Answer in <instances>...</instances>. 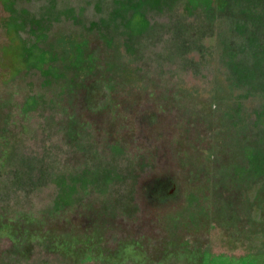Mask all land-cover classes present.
<instances>
[{
	"label": "rangeland",
	"instance_id": "1",
	"mask_svg": "<svg viewBox=\"0 0 264 264\" xmlns=\"http://www.w3.org/2000/svg\"><path fill=\"white\" fill-rule=\"evenodd\" d=\"M201 1L0 0V264H200L197 254L187 255L190 249L175 240L190 232L197 236L201 201L212 204L211 194H220L211 190L214 178H254L255 187L264 179V0H220L218 11L180 15ZM84 29L100 34L88 38L91 56L99 40L106 41L101 48L109 63L97 74L106 78L110 71L130 81L115 84L116 101L132 104L118 103L120 110H103L96 119L78 112L79 85L69 83V62ZM138 102L145 111L156 105L167 118L154 132L179 134L170 143L174 169L194 195L192 207L164 217L166 225L154 218L142 231L135 208L125 211L129 179L148 165L140 163L141 146L131 137L139 129ZM114 136L118 145L110 140ZM224 190H231L229 184ZM203 214L207 224L216 219L211 210ZM52 216L74 228L84 225L77 230L82 235L89 228L84 216L108 221L110 254L96 251L88 259L91 253L54 245V236L44 232V219ZM7 220L13 224L1 225ZM186 220L190 231L181 226ZM74 228L64 224L57 230L67 234ZM129 237L146 244H135L133 251L134 241L122 242ZM121 243L125 248L119 251Z\"/></svg>",
	"mask_w": 264,
	"mask_h": 264
},
{
	"label": "flooded vegetation",
	"instance_id": "2",
	"mask_svg": "<svg viewBox=\"0 0 264 264\" xmlns=\"http://www.w3.org/2000/svg\"><path fill=\"white\" fill-rule=\"evenodd\" d=\"M91 89L85 92L86 96L82 99V103L86 107L87 118L96 115V113L111 103L108 99L107 101L109 102L105 106L95 111L92 107ZM140 91V94L144 91L143 87ZM122 103L132 104L128 101H121ZM138 103L134 118L139 123V129L135 130L131 137L137 142V146H141V148H138L140 163L145 162L148 165L139 167L137 171L135 170L132 173V178L129 179V184L133 185V202L137 208L134 213L136 215L138 213V216L141 217V221L136 226L141 228L139 231H142L145 226L147 228L152 227L154 218L162 224L165 223L164 217L170 212L175 213L177 208L192 207L190 197L194 195L191 193L192 187L188 186V189H184L185 186L180 181L177 171L174 170V167L170 168V162L174 161L172 153H170V129L166 130V128H163L162 131L156 130L155 132L153 130L154 126L167 118L157 110L154 104L148 105L151 107V113L146 116L147 114L143 109L144 102ZM169 124L166 122L165 126ZM176 136H179V134L173 135L172 138L174 139ZM110 140L113 145L120 143V137L114 136ZM226 160V157H224L217 167L222 168ZM247 168H249V164H247ZM214 179L216 186L211 188V190L215 192L219 190L220 194H211V200L215 201L212 204L204 198L205 194H201L202 198H204V202L200 200L201 205H199V208L203 207L201 211L202 219L201 223L195 226L196 232L193 231L197 236H193L192 232H190L187 238L185 237L179 241L175 240V243L180 246L185 243L186 248L190 249L186 254L189 256L197 254L199 259L197 262H200V264H203L201 261L205 259L204 264H207V260L215 264L218 263L214 262L216 260L229 264H264V179L257 187L254 186V178L250 179L249 177L244 179L231 177L229 179L230 183L226 182L227 180L222 177H218V175ZM170 180L172 181L171 184ZM226 184L231 187L229 192L227 190L223 191ZM205 191H207L206 188ZM195 196L199 198L197 195ZM170 202H172V205H170ZM224 206L226 207L225 212L223 211ZM206 210H211L212 214L216 216V219L209 221L208 224L205 223L206 218L203 214ZM73 211L75 210L72 208L67 215H70ZM84 222L89 224V228L82 233L91 236L94 231L95 234L91 237H94L95 242L97 241L103 246L102 253L110 254L109 249L110 245H112V240L108 241L106 239L108 228L105 226H93L92 220L86 216H84ZM78 226L76 233L74 232L75 236L81 234L78 233V228L85 229L84 225ZM181 226L187 231L192 230L188 220L184 224L182 223ZM207 229H209V233H206ZM135 232L137 231L135 230ZM210 233L214 234V241L211 240L212 237L208 236ZM113 237V239H116V235ZM126 239L123 242L124 244L127 242L132 243V241H134L133 246L139 244L143 247V244H146L136 238L129 237ZM136 246L138 245H135L134 248L137 249L138 247ZM93 257L91 255L88 259Z\"/></svg>",
	"mask_w": 264,
	"mask_h": 264
},
{
	"label": "trees",
	"instance_id": "3",
	"mask_svg": "<svg viewBox=\"0 0 264 264\" xmlns=\"http://www.w3.org/2000/svg\"><path fill=\"white\" fill-rule=\"evenodd\" d=\"M219 1L220 0H203V1H201L202 4H200L199 6H194V5H196L195 3L198 2V1H195V2H193L194 5H191L189 3L192 6L191 9L186 11L185 7H183V11H179V13H180V15H183L185 18H188V19H190L193 16L195 17L197 12L199 13V15H202V14L205 15V13L206 12L208 13V11L220 10V7L218 6ZM225 1L226 0H222L221 3L225 4ZM183 2H184V0H183ZM258 2H259V0H258ZM186 3H187V1H186ZM199 3L200 2H198L197 4H199ZM218 7H219V9H218ZM195 18H197V17H195ZM96 33H97V35H96ZM84 34H85V36H84ZM93 36L98 37V36H100V34H98L97 31L96 32L93 30H87L86 31V29H84V31L81 35L80 41H78L79 47H77L73 52L72 60H70L69 63L73 65L72 72L76 73V77H74L75 74H73V76H72V74H71L72 72L69 71L70 72L69 83L71 85L70 87L74 86L75 84H77V86L79 85V88L77 87V89H76L77 90V98H78V101H82V99H84L86 96L85 92L87 90H90L91 88H93V86H97L99 84L106 85L112 91L111 97L109 99L111 101V103L109 105H107L105 108H103L101 111L108 110L109 112L111 111L113 113V112L120 110V104H121V101H116L117 98H119L117 95V93H118V89L116 88V86H118L117 84H119V83L121 84V82H122L125 84V86H128V83H130V81L127 78V76H123V77H121L119 75L115 76V75H113V73H110V71L104 72V73H109L108 74L109 76L106 78H103L101 75L97 74L99 69L102 68V66L104 65V63L106 62V65H108L109 62L107 60L104 61V57L106 58V55L108 53L106 52V49L104 50L101 48L102 45L106 43V41L103 42L102 40H99L101 45L98 47V50H99L98 51V57L95 58L94 54H93V56H91L92 52H89V51H90V46L92 47V44H90L88 38L89 37L92 38ZM80 47H81V49H80ZM93 73L95 74L94 76H92ZM81 82L83 83L82 85L85 84V87H83L82 85H81L82 86L81 87L80 84H78ZM115 84H116V86H115ZM175 101H182V98L177 96ZM118 103H120V104H118ZM174 108H172V106L170 104V110H174ZM180 110L182 111V109L179 107V111ZM101 111H99L98 113H100ZM78 112L83 113V116L85 117V115L87 114L86 107L83 104H81V106L79 105ZM98 113L96 115H94L95 119H96V117L99 116ZM78 116H79V114H78ZM83 116H79L81 118V120H82ZM120 150H122V149L120 148ZM127 187H128V191H129V193H128V197H129L128 200L129 201H126V203H127L126 208H128L125 210L126 213L129 212L130 209H132V208H135L134 211L137 210L136 204L133 202L134 198L132 196L133 185L129 184ZM72 195H73V193L70 192V193L64 194V197L66 199H70V197ZM55 205H56V202H55ZM116 206H119V205H116ZM108 219H109V217H108ZM10 220H7L6 221L7 223L2 222L1 225L9 226V224H13ZM56 220L57 219L55 218V216H52L51 218L45 217V219H44V221H46V224H45L46 228H45L44 232L49 237H52V235L54 236L52 238L55 242L54 245H56V246L59 245V246L65 247L70 252H77L78 251L80 253H83V255L85 254L84 256H87L88 253H91L93 256H95L96 254L94 252H96V251H98V253L103 252V249H104L103 246H101L100 243H98L97 241L95 242V238H92L89 240L83 239L85 237H88V235H86L85 233L83 235L78 234L77 236H75L73 231L65 234L64 232L57 230L60 227H62L64 224H67L68 226H72L73 228L76 227V224L73 223V225H70L69 222L60 223L59 221L57 222ZM32 225L35 228L39 226V225H34V224H32ZM92 225L95 227L105 226L107 228V225H109V222L108 221L101 222V220L95 221V222L92 221ZM20 226L24 227V228H28V226L30 227L31 224H28V223L26 225L22 224V225H19L17 227H20ZM74 229H76V228H74ZM80 239H83L81 241L82 244L81 243L79 244ZM122 242H124V241H122ZM110 247H111V245H110ZM122 248H125L123 243H121L119 251H122ZM17 249H18V252H23L25 250V248H19L18 246H17ZM135 249L136 248H134V247L132 248L133 251Z\"/></svg>",
	"mask_w": 264,
	"mask_h": 264
},
{
	"label": "water",
	"instance_id": "4",
	"mask_svg": "<svg viewBox=\"0 0 264 264\" xmlns=\"http://www.w3.org/2000/svg\"><path fill=\"white\" fill-rule=\"evenodd\" d=\"M100 44V43H99ZM93 50H94V56L95 57H97L98 56V50H97V47L94 49L93 48ZM138 85H140L139 86V89H142V87H143V85H144V81L143 80H141L140 82H138ZM100 88H103L104 89V92H105V94H98L99 93V90H100ZM94 90H96V91H94ZM91 92H92V100H94V101H92V107L94 108V110L96 111V110H98V109H100V108H102L103 106H105V104L106 103H108L109 101H107L108 99H110V97H111V90L106 86V85H104V84H99V85H97V86H93V88L91 89ZM93 92H96V93H94L93 94ZM146 92L144 91V93L142 92L141 94L142 95H144ZM141 96V95H140ZM148 108V110H146L145 111V113L147 114L146 116H149L150 115V113H151V107L150 106H148L147 107ZM156 117V116H155ZM170 122H172L171 121V119H170ZM172 133H171V136H170V143H171V138H172ZM171 145V144H170ZM170 153H172L171 151H170ZM172 167H175V164H174V161H172V162H170V168H172ZM175 170V169H174ZM179 179H180V177H179ZM180 181H181V179H180Z\"/></svg>",
	"mask_w": 264,
	"mask_h": 264
}]
</instances>
